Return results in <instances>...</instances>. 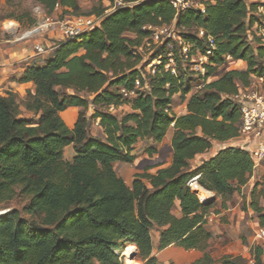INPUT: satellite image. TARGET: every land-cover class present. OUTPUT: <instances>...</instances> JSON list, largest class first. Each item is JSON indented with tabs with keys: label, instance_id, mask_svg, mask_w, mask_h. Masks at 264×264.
<instances>
[{
	"label": "trees",
	"instance_id": "trees-1",
	"mask_svg": "<svg viewBox=\"0 0 264 264\" xmlns=\"http://www.w3.org/2000/svg\"><path fill=\"white\" fill-rule=\"evenodd\" d=\"M35 1L47 14L59 10V19L81 10L79 0ZM121 1L132 4L106 15L103 9L96 11L101 17L97 26L56 42L43 64L28 65L15 77L25 89L23 108L30 117L20 112L15 93H0V210H7L0 214V264H122L119 251L127 244L137 249L142 264H176L152 255L155 229L159 254L170 247L175 260L177 249L201 253L189 264H247L232 255L214 260L204 250L210 238L206 217L214 201L203 204L189 182L196 178L224 202L253 176L252 158L240 146L228 145L191 162L210 152L215 142L240 138V112L232 96L252 77L264 75V41L255 38L253 45L247 40L257 4L202 0L203 14L187 10L175 16L169 0ZM171 23L185 41L200 48L197 29L215 39L205 76L177 55L175 75L164 68L163 53L153 73L141 65L143 56L134 51L149 36L142 27ZM158 55L154 51L150 61ZM227 56L244 62L245 69L217 73ZM188 70L201 79L203 89L193 92L186 84L183 73ZM136 79L147 88L123 99L120 88H134ZM174 95L188 96L180 115L171 111ZM111 105H126L129 111L118 117L108 112ZM89 107L91 116L85 114ZM66 108L82 109L72 127L60 115ZM92 120L98 121L102 137L89 133ZM169 130L170 162L154 172L143 168L126 184L113 163L133 165L132 151L143 140L154 144L146 148L152 156ZM69 145L71 161L63 158ZM17 194L27 197L22 211L7 206ZM263 201L264 173L252 183L248 202L260 226ZM262 255L255 245L253 264H262Z\"/></svg>",
	"mask_w": 264,
	"mask_h": 264
},
{
	"label": "rangeland",
	"instance_id": "rangeland-1",
	"mask_svg": "<svg viewBox=\"0 0 264 264\" xmlns=\"http://www.w3.org/2000/svg\"><path fill=\"white\" fill-rule=\"evenodd\" d=\"M245 1L247 2L248 5L253 4L249 0H245ZM79 5L81 8L79 13L72 14L69 16L66 15L64 18L72 20L79 16L82 17L96 16V11L100 9H103L104 10L103 15H106L114 10L113 9L114 2L111 4L108 0H79ZM91 11H93V13H90ZM54 12L57 13V15L59 14L58 13L59 10H55ZM45 15H46L45 9L41 5H39L35 0H9V1L1 0L0 1L1 41L2 39H4L2 38L1 35V26L4 20L12 19L14 22L18 24L20 32H23L24 30L30 28L28 24H31L34 21L36 24L37 20L39 22L43 21ZM261 15L262 14L257 11L252 16L253 18L256 19L257 22H260L262 19ZM254 28L255 25H253L250 28L247 37L248 42H250L253 45H255L256 42L255 38L259 37L256 35L255 31H253ZM173 31L176 35L178 34V31L180 32V30L176 28H173ZM47 34L48 33L45 32L41 37V41L39 42H41L44 48L47 49L48 51L47 53L49 54L52 49L49 50V48H47L50 43L46 42L45 39H47V41L49 40L52 42L54 41V39H49L47 37ZM58 36H60V34H58ZM128 36H132V35H128ZM37 38L38 37H35L24 41L34 40ZM24 41H20V42H24ZM0 45H2L1 42ZM151 51L152 50H147L145 48L141 50V54L144 58L142 60L141 65L143 63L147 64L145 65L146 72H149L150 70L148 64H150ZM138 67H140V65ZM245 67H246L245 63L242 61H235V60L233 61L231 59L224 58L223 64L217 68L216 72L221 73L228 69L244 70ZM189 70L186 73H183L186 84L191 87L193 92L196 90L200 91L201 88L203 89V87H201V85H203L201 83V79L195 74H191V71ZM210 79L211 78H209V80ZM14 81L15 83L12 85L13 87H7L5 89H1L0 86V93L5 91H12L13 93H15L16 102L19 106L20 112L22 114H25V116L30 117L31 115L29 113H26L23 108V104L27 101L25 95V89L17 84L16 78L14 79ZM254 81L255 78L252 77L250 83H253ZM187 97L188 96L182 98L179 95H174L172 97L171 111L173 114L180 115L185 112V102ZM107 110L108 112L113 113L114 115L120 117L124 113L128 112L129 108L126 105H123L117 107L115 110H111V111L109 109ZM80 111H82V109L80 108H66L64 111L60 113V115L62 119L65 121V123L69 127H72L74 117ZM92 113L93 110L91 107L85 110V114L87 116H91ZM97 122H98L97 120H92L90 122L89 133L96 137H102V131L101 128L98 126ZM164 144H166V142ZM164 144L160 146L156 145L155 147L156 152L152 156H148L146 152V148L154 144L150 140H143L137 142V144L134 147L135 160L132 165L133 168H131V166L125 167L126 164L115 162L113 164V168L116 174L122 177L124 181L127 180L130 183V181H132L133 175L135 174L134 172L135 169L142 170L143 168L148 167L149 168L148 172H154L155 166L162 164L167 160V155H168L167 148L166 145ZM73 156H74V151L72 149V146L69 145L63 151V158L65 160L71 161ZM198 160L199 159H195L194 161L191 162V164H196ZM254 172L256 178H258L257 176H259L260 174H262V172H264V161L254 169ZM251 182H253V180H251ZM251 182L250 184L244 186L240 193H234L230 197H226L224 202L220 197L214 198V205L211 207L210 213L212 212L214 216L217 214V216H215L211 221H208L205 225L206 229L210 233V238L207 240L206 247L204 249L214 260H218L226 255H232V256L242 257L247 264L254 263L253 248L255 245L263 244V243L257 242V240L254 239V230L260 225L256 214L248 207ZM197 194L201 201H203L204 199H208L213 195L212 193L208 192V193H204V197H203L200 191H198ZM26 202H27V197L17 194L11 201L7 203V206L22 211V208L26 204ZM223 203H224V207L223 205H221ZM262 205L264 206V201L262 202ZM213 210H217L218 213H213ZM178 212L179 211L177 206H174L173 213L178 214ZM151 236L153 241L152 255L156 256L157 254H159L156 245L158 230L157 229H155V231L152 230ZM130 246L133 247V245L127 244L124 246V248L121 251H119V255L123 262L122 264H127L126 258L129 259L128 260L130 261L129 264H142L143 261L141 260L140 257H138L137 249L135 254L133 250H131V252L128 253L126 252ZM132 254H134V257L130 258ZM261 262L262 264H264V255L261 256ZM183 264H187V263H183Z\"/></svg>",
	"mask_w": 264,
	"mask_h": 264
},
{
	"label": "built area",
	"instance_id": "built-area-1",
	"mask_svg": "<svg viewBox=\"0 0 264 264\" xmlns=\"http://www.w3.org/2000/svg\"><path fill=\"white\" fill-rule=\"evenodd\" d=\"M249 1L256 3L257 11L263 14L264 0ZM169 3L175 10V16L187 10H196L202 14L205 11V4L202 0H169ZM131 4L132 3H124L121 0H114L113 9ZM100 20L101 17L99 16H79L72 20L45 16L43 21L37 22L32 27L20 32L16 22L12 19H6L2 22L1 35L2 38L8 41L20 42L35 37L41 38L45 32H56L60 34L61 39L64 40L75 38L92 29L99 24ZM253 25H255L253 31L264 41V17H262L260 23L255 21L252 26ZM173 28H175L173 23L170 25L143 26L142 29L149 31V36L143 41L142 45L135 48L134 53L141 54L143 48L152 50L150 52L151 54L154 51H159V55L153 58L150 64H148L150 73L154 72L155 64L160 63L163 53V56L167 59L164 68L169 70L172 74H176L177 55L183 62H187L189 68L197 75L202 77L205 76L206 67L212 64L210 60L216 48L215 39L213 36L206 34L202 28L197 29L196 35L203 42V47L200 48L199 46L185 41L181 37L179 31L176 35ZM33 50L35 54H44L46 51L41 42L34 43ZM226 58L230 59L229 56ZM254 78L255 81L253 83H250L247 87L240 88L237 93L232 96V99L238 105L240 112V139L243 141L245 149L249 152L255 169L264 161V75ZM146 88L147 86L142 88L139 79H136L134 88L127 89L122 87L119 93L123 99H130L135 97L137 90ZM108 109L111 111L116 108L111 105ZM193 179L191 181H193ZM191 181L189 185L192 188ZM254 239H256L257 242L263 243L258 245L262 248L264 255V226H259L254 230Z\"/></svg>",
	"mask_w": 264,
	"mask_h": 264
},
{
	"label": "crops",
	"instance_id": "crops-1",
	"mask_svg": "<svg viewBox=\"0 0 264 264\" xmlns=\"http://www.w3.org/2000/svg\"><path fill=\"white\" fill-rule=\"evenodd\" d=\"M54 11L50 14H47L46 12L45 16L58 17L57 13H55ZM62 19H66V18H62ZM36 22H39V21L37 20ZM34 24H35V21L31 24H28V26L31 27ZM47 37L49 39H54V41L52 42L49 40L47 41V39L44 38L46 42L50 43L49 46L47 47L49 48V50L52 49V46L55 44V42H59L62 40L61 37L58 36V33L56 32H49L47 34ZM37 39L24 41V42H11V41H8L7 39H2L1 41L2 45H0V86H1V89H5L7 87H13L12 85L15 83L14 78L18 77L23 72L26 66L40 65L48 58L49 54L47 53L48 52L47 49L44 54H35V51L33 50V44L41 41V38H37ZM169 139H170V131L162 139V141L157 144V146H160L166 142V144L164 145H166L168 155H167L166 162L157 165V167L154 168L155 170L158 167L166 166L170 162L171 147H170ZM228 145L240 146L242 148H245L244 143L240 138L231 139L226 142H215L214 147L212 148L210 152L203 153L197 156L196 159H199V160L198 162H196V164L201 162L203 159H206L210 157L211 155H213L218 149L228 146ZM67 147H65V149ZM132 153L134 154V149ZM263 173L264 172H262V174ZM254 174L255 172H253V176L249 180L248 184H250L251 180H253L254 182L256 178ZM260 175L257 177H260ZM253 182H251V185ZM215 216H217V214ZM215 216L214 214H212V212L209 213L208 218H206L207 219L206 223L208 221H211Z\"/></svg>",
	"mask_w": 264,
	"mask_h": 264
},
{
	"label": "water",
	"instance_id": "water-1",
	"mask_svg": "<svg viewBox=\"0 0 264 264\" xmlns=\"http://www.w3.org/2000/svg\"><path fill=\"white\" fill-rule=\"evenodd\" d=\"M129 166H131V168H133L132 165H130V164L125 165V167H129ZM138 171H141V170H137V169L134 170V172H138ZM125 182H126V184L129 183L127 180H125ZM195 192L198 193V191H196V190H195ZM213 200H214V197L211 196V197L208 198V199H204L202 202H203V204H210L211 202H213ZM172 250H174V249H172V248H170V247H169V248H166V249L163 250L160 254H158L157 257H158L159 260H161V261L169 260V259L172 258V260H174V262H175L176 264H183V263H187V264H189V263H191V261H193L196 257H198V256L201 255V253H198L197 251L187 252V251H182L181 249H177V251L179 252V259H178V260H175V259H174L173 257H171V255H170V252H171ZM135 253H136V252H134V254H135ZM134 254H132V255L130 256V258H133V257H134ZM180 257H181V258H180Z\"/></svg>",
	"mask_w": 264,
	"mask_h": 264
},
{
	"label": "bare ground",
	"instance_id": "bare-ground-1",
	"mask_svg": "<svg viewBox=\"0 0 264 264\" xmlns=\"http://www.w3.org/2000/svg\"><path fill=\"white\" fill-rule=\"evenodd\" d=\"M196 178L195 179H193V181H191V186H192V189L193 190H197V191H200L201 192V194H202V196L204 197V193H208V192H206L203 188H201L196 182ZM7 210H0V214H3V213H5ZM131 250H133L134 251V248L131 246V247H129L128 248V250L126 251L127 253L128 252H131ZM129 259L128 258H126V262H127V264H129L130 263V261H128Z\"/></svg>",
	"mask_w": 264,
	"mask_h": 264
}]
</instances>
